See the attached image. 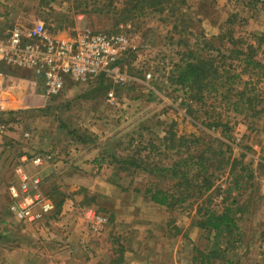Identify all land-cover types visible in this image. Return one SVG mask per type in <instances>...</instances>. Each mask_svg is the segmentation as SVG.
<instances>
[{
	"label": "rangeland",
	"instance_id": "obj_1",
	"mask_svg": "<svg viewBox=\"0 0 264 264\" xmlns=\"http://www.w3.org/2000/svg\"><path fill=\"white\" fill-rule=\"evenodd\" d=\"M108 3L0 0V44L13 27L37 23L54 34L89 29L128 39L119 65L122 79L104 74L82 83L67 81L57 95H48L29 70L0 61L6 65L0 69L5 100L0 124L7 127L0 133V259L9 251L8 264L23 259L36 264H264V79L257 82L262 74L251 83L261 112L246 118L233 110L235 98L197 102L169 81L174 64L189 49L216 53L229 19L237 37L256 43L264 34V0H188L184 14L148 10L126 22L117 12L96 11ZM260 53L264 62V42ZM219 117L230 123L225 137L204 124ZM24 156L44 157L43 165L29 163L27 169L42 178L39 193L55 205L33 224L9 210L8 188ZM189 158L191 166H182L187 179L162 171ZM194 161L207 168L197 180ZM206 179L213 182L207 192ZM158 188L187 200L172 208L158 205L147 193ZM226 208L236 221L233 234L217 237L198 226L208 212ZM91 210L106 217L103 231L88 224ZM213 250L218 255L207 258Z\"/></svg>",
	"mask_w": 264,
	"mask_h": 264
},
{
	"label": "trees",
	"instance_id": "obj_2",
	"mask_svg": "<svg viewBox=\"0 0 264 264\" xmlns=\"http://www.w3.org/2000/svg\"><path fill=\"white\" fill-rule=\"evenodd\" d=\"M107 1L110 3L99 7L96 11L101 13L107 12V14L117 12V14H119L126 22L134 16L144 15L148 10L163 13L167 9H171L174 12L184 14L183 9H185L188 0ZM118 4H120V6ZM182 19L185 20L184 18ZM227 23H229V27L218 37L222 44L220 47L214 48L216 53L201 54L189 49L186 56H184L180 62L174 64L173 69L170 71L169 81L180 90L182 89L189 93L197 102L203 103L210 96L215 100H221V102L225 100L230 102L235 98L231 103L233 105V110L244 115L246 118L252 111L254 114L261 112V110L257 111L255 108V106L261 103V100L257 104L258 95L254 94L256 88L255 85H251V83H255L254 79L261 74L262 78H258L257 82L264 79V62L259 58V55L261 54L260 50L264 42V34L259 37L256 36L258 38L256 44L249 38L241 35L237 37L236 28L233 26L234 21L232 19L227 20ZM245 75H248L247 79H244L243 76ZM68 81L75 82L72 79H68ZM239 85H243L242 89L239 88ZM204 124L207 127H214L215 129L221 130V135L224 137V133L228 134L231 130L229 127L230 123L223 122L220 117L215 118L212 122H204ZM182 139L183 138L181 137L178 141ZM216 140L224 144L221 138H216ZM173 141H175V137L171 138V142ZM198 141L199 138H193L194 143H197ZM170 148H172V146ZM191 160L192 159L190 158L185 159V161L178 160L170 167V169H163L162 171L171 174L179 180H182V176L187 179L188 173L182 171V166H191L190 164L193 163ZM194 162L199 166V169L194 175V179L197 180L207 168L202 161ZM227 162L231 164L229 159ZM234 165L235 163L233 162V168ZM135 166H142L138 159H135ZM205 181L203 188H205V191L207 192L212 189L213 182L210 179H206ZM175 186L179 187L180 181H177ZM147 193L151 195L150 200H152V202L167 208L175 207L179 202L187 200V197L176 198L177 194L163 188H158L156 190L148 189ZM231 212V208H226L223 212L218 214L208 212L204 215V218H202L198 226L202 229H209L212 233L217 232V237L233 234V228L236 226V221L231 215ZM217 255L218 251L213 250L208 252L205 256L211 259L212 256ZM121 261H123L122 258Z\"/></svg>",
	"mask_w": 264,
	"mask_h": 264
},
{
	"label": "built area",
	"instance_id": "obj_3",
	"mask_svg": "<svg viewBox=\"0 0 264 264\" xmlns=\"http://www.w3.org/2000/svg\"><path fill=\"white\" fill-rule=\"evenodd\" d=\"M128 49V39L120 34L93 33L89 29L71 35L51 33L43 23L32 28L15 26L0 44V61L25 68L44 84L48 95L64 90L68 79L85 82L104 74L122 79L120 62ZM3 73H0V114L5 110ZM112 95V94H110ZM6 125L0 124V133ZM40 167L44 157H22L15 167V180L8 188L9 210L16 219L27 224L42 221L54 210V203L40 195L42 179L32 175L27 164ZM88 224L96 231L105 229V216L89 211Z\"/></svg>",
	"mask_w": 264,
	"mask_h": 264
},
{
	"label": "crops",
	"instance_id": "obj_4",
	"mask_svg": "<svg viewBox=\"0 0 264 264\" xmlns=\"http://www.w3.org/2000/svg\"><path fill=\"white\" fill-rule=\"evenodd\" d=\"M5 68H6V65L3 62L2 63L0 62V69L3 70ZM40 179H42V178L40 177ZM20 246L23 247L24 245L21 244ZM21 247H19V249H20L19 251L25 249V248L22 249ZM11 257L12 256H11L10 252L7 251V256H5L4 259H0V264H8L10 262V260L8 258H11ZM19 263L20 264H36L34 261L31 262V261H28L26 259L19 260Z\"/></svg>",
	"mask_w": 264,
	"mask_h": 264
}]
</instances>
